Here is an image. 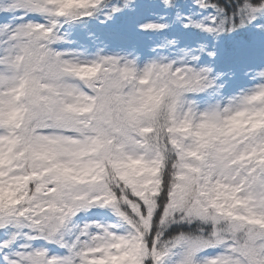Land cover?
Listing matches in <instances>:
<instances>
[{
	"label": "snow or ice",
	"instance_id": "6c2138e0",
	"mask_svg": "<svg viewBox=\"0 0 264 264\" xmlns=\"http://www.w3.org/2000/svg\"><path fill=\"white\" fill-rule=\"evenodd\" d=\"M0 264H264V0H0Z\"/></svg>",
	"mask_w": 264,
	"mask_h": 264
},
{
	"label": "rangeland",
	"instance_id": "374dc122",
	"mask_svg": "<svg viewBox=\"0 0 264 264\" xmlns=\"http://www.w3.org/2000/svg\"><path fill=\"white\" fill-rule=\"evenodd\" d=\"M146 18H152L147 11L142 16L137 17L134 20L132 26H129L127 29H122L124 35L127 36V40L124 41H118L115 38H109L106 35L99 34H93L87 38L83 35H75L74 30L71 29V37L72 40L75 41V43H73L71 46L81 47L89 55L93 54L98 47H102L104 45H107L109 49H115L121 46H137L147 51L150 46V36L143 35V33H139L135 30V24ZM115 21L116 19L106 21L105 25L110 23L112 25L110 28L116 30V28L113 26Z\"/></svg>",
	"mask_w": 264,
	"mask_h": 264
},
{
	"label": "trees",
	"instance_id": "16d2710c",
	"mask_svg": "<svg viewBox=\"0 0 264 264\" xmlns=\"http://www.w3.org/2000/svg\"><path fill=\"white\" fill-rule=\"evenodd\" d=\"M103 18L102 16L99 18H89L85 21H80V22H75L70 25H66L65 27L71 28L73 27L75 31L78 33L83 32L87 35L98 32V33H104V32H113L111 31L112 29L110 26H112L110 23L104 24L102 22ZM133 23V19L127 17V16H122L116 19L115 23L113 26L117 27L118 29H123L124 27H127ZM117 29V30H118ZM152 35V34H151Z\"/></svg>",
	"mask_w": 264,
	"mask_h": 264
}]
</instances>
